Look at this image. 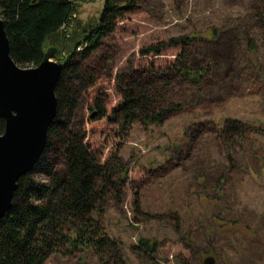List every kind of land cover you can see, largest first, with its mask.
Instances as JSON below:
<instances>
[{
    "label": "rangeland",
    "instance_id": "rangeland-1",
    "mask_svg": "<svg viewBox=\"0 0 264 264\" xmlns=\"http://www.w3.org/2000/svg\"><path fill=\"white\" fill-rule=\"evenodd\" d=\"M74 1L71 23L98 16L102 0ZM180 36L188 61L205 69L197 83L156 78L160 88L168 81L161 102L180 109L158 123L132 122L120 140L106 118L86 119L94 92L107 109L119 102L118 73L152 65L163 75L177 48L139 51ZM90 60L97 79L72 125L100 157L114 151L127 169L120 198L107 195L91 213L116 251L101 260L63 246L45 264H202L206 255L215 264H264V0H138ZM226 119L244 124L241 135L221 136ZM46 158L59 169L53 150ZM140 238L155 240V250L142 249Z\"/></svg>",
    "mask_w": 264,
    "mask_h": 264
},
{
    "label": "trees",
    "instance_id": "trees-1",
    "mask_svg": "<svg viewBox=\"0 0 264 264\" xmlns=\"http://www.w3.org/2000/svg\"><path fill=\"white\" fill-rule=\"evenodd\" d=\"M137 4L138 0H102L96 18L71 23L74 0H0V18L12 60L21 67L35 66L48 51L62 62L54 88L56 112L47 128L43 151L32 170L17 179L10 208L0 217V264H45L63 246L67 251L79 246L93 250L101 260L115 253L113 241L91 213L107 195L120 198L127 169L114 151L100 157L88 144L82 127L76 123L73 127L72 119L97 79L98 72L90 64L91 53ZM187 41L186 36L174 37L140 49L141 55L152 56L177 48L163 75L152 71V65L142 72L131 69L125 75L118 73L119 102L107 109L103 94L94 92L85 103L90 115L86 119L95 122L106 118L116 126L113 135L120 140L132 122L158 123L180 109L179 104L161 102L168 81H163L162 88L155 82L170 73L190 83L198 82L205 69L188 61ZM243 126L238 120L226 119L219 132L231 139L241 135ZM3 128L0 118V133ZM51 150L60 161L59 169L46 158ZM134 203L132 199L135 210ZM138 242L148 252L157 244L142 238ZM180 264H186L183 258Z\"/></svg>",
    "mask_w": 264,
    "mask_h": 264
},
{
    "label": "water",
    "instance_id": "water-1",
    "mask_svg": "<svg viewBox=\"0 0 264 264\" xmlns=\"http://www.w3.org/2000/svg\"><path fill=\"white\" fill-rule=\"evenodd\" d=\"M61 69L60 58L48 51L35 66L17 65L0 18V217L10 208L17 179L32 170L43 151ZM202 264H215L214 257L204 256Z\"/></svg>",
    "mask_w": 264,
    "mask_h": 264
}]
</instances>
